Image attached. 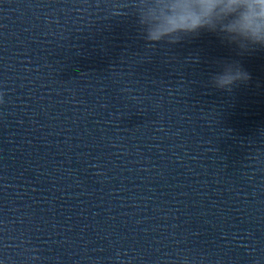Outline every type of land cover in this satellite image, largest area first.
Here are the masks:
<instances>
[{
  "label": "clouds",
  "instance_id": "9594fccd",
  "mask_svg": "<svg viewBox=\"0 0 264 264\" xmlns=\"http://www.w3.org/2000/svg\"><path fill=\"white\" fill-rule=\"evenodd\" d=\"M135 15L150 45L176 44L205 31L241 54L264 49V0H136ZM249 79L238 62L224 61L212 83L231 92Z\"/></svg>",
  "mask_w": 264,
  "mask_h": 264
}]
</instances>
